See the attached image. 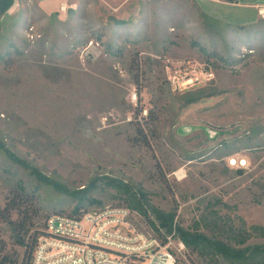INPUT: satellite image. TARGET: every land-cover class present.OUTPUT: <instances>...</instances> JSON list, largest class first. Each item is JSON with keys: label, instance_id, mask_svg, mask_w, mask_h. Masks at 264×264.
<instances>
[{"label": "rangeland", "instance_id": "rangeland-1", "mask_svg": "<svg viewBox=\"0 0 264 264\" xmlns=\"http://www.w3.org/2000/svg\"><path fill=\"white\" fill-rule=\"evenodd\" d=\"M54 11L18 0L0 17V208L21 184L35 193L33 233L73 212L68 192L123 205L103 184L117 180L146 195L156 221L172 216L176 233L264 244L250 229L264 228V20L226 24L196 0H70ZM28 23L42 34L35 43ZM202 68L213 80L173 90L177 71ZM139 109L145 121L129 122ZM0 234L23 254L3 221ZM189 251L195 264H228Z\"/></svg>", "mask_w": 264, "mask_h": 264}, {"label": "built area", "instance_id": "built-area-1", "mask_svg": "<svg viewBox=\"0 0 264 264\" xmlns=\"http://www.w3.org/2000/svg\"><path fill=\"white\" fill-rule=\"evenodd\" d=\"M67 4L61 10L66 11ZM264 17V7L259 9ZM23 36L35 43L42 34L34 23L25 26ZM174 91H183L201 80L211 81L213 71H177ZM131 101L137 106L138 93ZM148 110L139 109L127 120L143 123ZM248 167L247 159H231ZM155 220L153 217H151ZM159 232L150 228L145 217L127 205L97 204L81 214L55 212L47 216L38 236L31 264H195L185 242L175 231L167 232L155 220Z\"/></svg>", "mask_w": 264, "mask_h": 264}, {"label": "trees", "instance_id": "trees-1", "mask_svg": "<svg viewBox=\"0 0 264 264\" xmlns=\"http://www.w3.org/2000/svg\"><path fill=\"white\" fill-rule=\"evenodd\" d=\"M15 1L16 0H0V17L13 6ZM201 51L207 56L216 54L214 51H207L204 47H201ZM34 173L38 176L37 171H34ZM103 184L116 190L117 196L124 202L123 205H127L131 209L141 213L145 217L146 223L150 228L156 232L160 231L155 220L150 216L147 203L148 200L145 194H140L130 185L117 180H105ZM92 192V189L79 192H68L67 195L71 197L75 204L73 212L69 213L81 214L90 207L100 204V201L92 198ZM14 194L15 195L6 203L4 208H0V221L10 226L14 242L20 247H23L24 252L23 254H19L9 249L7 242L0 234V264H31L37 238L43 230L38 229L31 233L32 219L30 218L31 215H29V212L31 211L37 214L41 208L38 205L37 195L35 193H28L27 189L22 184ZM14 214H16V218H14ZM156 217L159 220V222H157L161 228L165 229L167 232H172L174 230V218L172 216H165L157 213ZM203 220L205 221V218H203ZM200 222L201 221L196 222L197 227H199ZM176 229L178 236L185 242L187 247L193 253H197L202 257L209 258L210 260L221 257L228 262V264H264V244L235 249L225 241L214 237H208L198 232L197 229L191 230L182 227ZM250 229L252 233H264V228L262 226L252 225ZM249 236H251V233L246 229L245 233L241 235L240 242H246ZM213 264L218 263L214 261Z\"/></svg>", "mask_w": 264, "mask_h": 264}, {"label": "crops", "instance_id": "crops-1", "mask_svg": "<svg viewBox=\"0 0 264 264\" xmlns=\"http://www.w3.org/2000/svg\"><path fill=\"white\" fill-rule=\"evenodd\" d=\"M34 1L38 9L49 15L56 12L54 9L66 14L67 11H62L61 6L62 4L69 5L70 0ZM196 2L206 16L226 24L251 26L264 20V17L259 13V9L264 7V0H196ZM50 6L53 7V9H49L52 13L47 11Z\"/></svg>", "mask_w": 264, "mask_h": 264}]
</instances>
